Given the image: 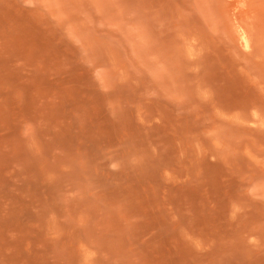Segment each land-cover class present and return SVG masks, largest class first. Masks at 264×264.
I'll return each mask as SVG.
<instances>
[{"label":"rangeland","instance_id":"rangeland-1","mask_svg":"<svg viewBox=\"0 0 264 264\" xmlns=\"http://www.w3.org/2000/svg\"><path fill=\"white\" fill-rule=\"evenodd\" d=\"M0 264H264V0H0Z\"/></svg>","mask_w":264,"mask_h":264},{"label":"bare ground","instance_id":"bare-ground-1","mask_svg":"<svg viewBox=\"0 0 264 264\" xmlns=\"http://www.w3.org/2000/svg\"><path fill=\"white\" fill-rule=\"evenodd\" d=\"M239 34H240V38H241V41L243 42V45L247 48L249 47V38H247L248 36L246 35L245 32H242L241 29H239Z\"/></svg>","mask_w":264,"mask_h":264}]
</instances>
